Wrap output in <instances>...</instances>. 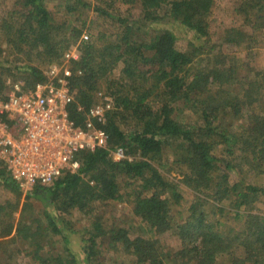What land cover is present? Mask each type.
<instances>
[{
	"label": "trees",
	"instance_id": "16d2710c",
	"mask_svg": "<svg viewBox=\"0 0 264 264\" xmlns=\"http://www.w3.org/2000/svg\"><path fill=\"white\" fill-rule=\"evenodd\" d=\"M49 1L15 0L13 9L0 15V101L8 98L7 79L18 82L23 92L45 81L33 57L44 55L49 65L59 61L63 51L80 40L86 23L81 15L91 11L113 29L81 40L79 58L70 65L74 98L67 112L76 125H83L103 81L112 102L102 126L108 144L79 153L76 172H65L49 186L35 185L26 192L0 162V185L15 197L13 203H0V244L20 239L39 264H80L82 260L97 264V249L104 241L136 264H165L166 258L171 264H218L220 259L228 264H264V217L241 216L240 211L264 193L243 174L247 168L264 176V71L246 67L240 73L238 60L210 43L206 21L215 0H62L66 15L62 22L54 18ZM236 2L234 10L243 16L244 26L264 20V0ZM118 5L128 8L125 15L118 12ZM74 15H79L82 25L67 32L68 16ZM259 27L264 28V21ZM222 37V44L237 47L250 39L240 27ZM2 43L13 50L12 59ZM237 84L240 89L234 94L231 87ZM178 104L194 119L176 120ZM244 111L247 125L240 132L222 125L228 112L238 116ZM127 125L130 130L124 129ZM169 147L175 151L173 163L180 168V182L195 198L183 222L174 220L170 199L165 198L182 195L178 184L163 173L168 165L163 164L162 154ZM116 149L132 159L114 160ZM119 175L128 181L127 187L136 189L121 193ZM23 197L16 221L14 213ZM121 197H134V215L156 238L131 236L130 230L115 225L105 227L92 214L96 203ZM31 199L46 206L48 229L61 240L65 257L42 256L39 229L23 219ZM225 200L231 210L220 206ZM73 211L92 215L90 226L82 231L69 228L61 217ZM226 212L233 220L242 218L241 231L230 228L224 233L218 221L208 218ZM172 234L183 246L164 258L160 243ZM73 239L83 249L81 261L70 250Z\"/></svg>",
	"mask_w": 264,
	"mask_h": 264
},
{
	"label": "rangeland",
	"instance_id": "374dc122",
	"mask_svg": "<svg viewBox=\"0 0 264 264\" xmlns=\"http://www.w3.org/2000/svg\"><path fill=\"white\" fill-rule=\"evenodd\" d=\"M62 0H50L48 2V7L50 11L53 13L54 18L56 20H63L66 19V15L64 9L61 5ZM92 1V0H90ZM15 0H0V15L4 14L7 11L13 9ZM236 0H215L213 9L211 10L210 15L207 17V25L209 29L210 35V43L217 44L221 46V51L223 54L228 55L229 57H233L234 59L238 60L237 67L241 68L240 73H244L246 67L257 69L259 71H264V28L259 27L262 22L254 23V25L246 24L244 26V19L242 15H239L235 12L236 7ZM15 9V8H14ZM127 7H122L118 5V12L120 14L125 15L127 13ZM133 11V10H131ZM133 13V12H132ZM77 16H68L69 25L67 24L66 28L70 32V29L75 26L82 25L81 19L86 21L84 29L82 30L80 40L77 43H73L63 51V56L59 59V61L49 64H45L46 58L42 56V58L33 57L32 63L34 66L39 67L43 70V73L46 70L53 66H63L65 65L66 55H74L75 59L70 60L67 63L69 66L71 62L77 61L79 58V44L84 36H87L89 41L94 34H96L99 30H103L106 32H111L113 26L109 23H102V21L91 11H88L81 15V19ZM78 19L79 21H77ZM109 22V21H106ZM103 25V26H102ZM102 26V27H101ZM252 26V27H251ZM101 27V28H100ZM242 28L243 31L250 36L249 43L245 46L240 45L239 47L235 45L229 44H222V36L231 28ZM258 27V28H257ZM63 28H61L62 30ZM60 30V31H61ZM84 41V40H83ZM3 48L5 50V54L9 55V57L13 58V50L8 49V45L2 43ZM73 65V64H72ZM7 84L10 88L9 93L13 92L15 88L21 87L19 86L18 82L13 83L11 79H7ZM240 86L231 87V91L234 94L238 93ZM232 93V94H233ZM96 100L97 103L95 105L105 103L107 101L111 102V98L109 97L108 93L106 92V86L103 81L99 84V90L96 93ZM94 105V106H95ZM179 106V108H178ZM178 111L175 113L174 117L176 120L180 121H191L194 117L191 115V112L186 111L180 107V104L177 105ZM222 125L225 128L232 129L235 132H240L243 128L247 125V120L245 117V111L239 114L238 116L229 113L224 115L221 119ZM220 125V124H219ZM123 128V123L121 125ZM125 130H130V125L124 127ZM113 156V155H112ZM132 159L129 155H124L120 159L114 160H122V159ZM174 159L176 158L175 151L171 147L167 148L162 154V161L164 165H168L167 168L163 170V173L173 182H176L182 191L181 197L178 199H171V197H165L170 199L171 202V215L173 216L175 221L183 222L185 221L186 217L189 215V207L194 202V194L185 187L181 181V174L180 168L173 163ZM244 177L250 181V183L254 184L255 186L262 188L264 191V176L254 175L245 168ZM257 176V177H256ZM119 184L121 185V193L128 194L129 190L136 189L135 186L127 187L126 183L128 182L122 175L118 176ZM137 194L140 193V189L137 188ZM14 195L10 193L6 188L0 185V203L5 204L6 202H14ZM133 199L134 197H121L120 200L115 202L109 203H96L94 206V217L106 227L110 225H115L119 227L126 228L130 230L131 236H141L146 239H154L157 236L153 231L142 222L139 218H137L133 213ZM28 205L25 208L23 219L30 224H32V229L35 230L38 228V243L43 247L41 251L42 256L45 257V253L47 254L45 258L50 257H65L64 256V247L61 240L53 235L50 229H48V220L44 215V211L46 206L34 199L27 200ZM25 203L24 197L20 200L18 211L14 213L15 220L17 221L20 218V213L23 208V204ZM229 201H223L220 206H223L226 211L231 210L228 207ZM207 212H211L210 206H206ZM247 209L243 208L240 211L242 212L241 216H245L248 213L262 215L264 217V193L258 197L257 200L252 202V204ZM226 212L223 216L221 215H209V220L211 222L218 221L221 226L219 229L224 231V233H229L230 228L236 231H241L243 227V220L240 218L239 220H233L232 215L227 214ZM57 215V213H56ZM55 216V215H54ZM94 217L84 215V213H80L77 211L71 212L69 215H63V218L69 225L68 227L74 231H82L85 230L90 226V222ZM37 221L39 224H37ZM160 243V251H162L164 258L170 257L172 253L177 251L178 249L183 246L181 240H179L176 234L170 235L167 239ZM6 241L4 244H0V264H39L28 255L30 248L20 239H15L14 242L9 240ZM97 249V257L95 258V263L97 264H136L133 258L127 256L119 249H112L108 247L107 242H102ZM70 250L72 253L75 254L76 259L81 261L84 256L82 255V248L79 247L76 240H72L70 245ZM44 252V253H43ZM76 264V263H74ZM80 264H86L85 260H82ZM165 264H171L169 259H165ZM218 264H228L227 259H220Z\"/></svg>",
	"mask_w": 264,
	"mask_h": 264
},
{
	"label": "built area",
	"instance_id": "2783aa9c",
	"mask_svg": "<svg viewBox=\"0 0 264 264\" xmlns=\"http://www.w3.org/2000/svg\"><path fill=\"white\" fill-rule=\"evenodd\" d=\"M65 57V65L49 67L45 81L33 90L15 88L6 101H0V162L23 192L35 185L49 186L65 172H76L79 153L108 144L102 126L112 102L92 106L81 126L69 118L67 106L74 97L67 63L75 57ZM112 155L120 159L124 151L116 149Z\"/></svg>",
	"mask_w": 264,
	"mask_h": 264
}]
</instances>
